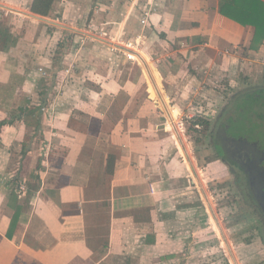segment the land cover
Returning <instances> with one entry per match:
<instances>
[{"label": "crops", "instance_id": "1", "mask_svg": "<svg viewBox=\"0 0 264 264\" xmlns=\"http://www.w3.org/2000/svg\"><path fill=\"white\" fill-rule=\"evenodd\" d=\"M31 2L0 0V264H217L210 237L229 241L196 201L181 117L219 69L257 80L238 97L264 89V41L219 0Z\"/></svg>", "mask_w": 264, "mask_h": 264}, {"label": "rangeland", "instance_id": "2", "mask_svg": "<svg viewBox=\"0 0 264 264\" xmlns=\"http://www.w3.org/2000/svg\"><path fill=\"white\" fill-rule=\"evenodd\" d=\"M70 41L71 38L67 41L69 47L71 45ZM74 42L77 41L74 40ZM124 57L128 59L126 54ZM99 58H102L104 62H111L115 66L120 63L122 68L131 70L134 75L139 73L137 64L131 62V60L116 59L114 57L112 59L107 54H101ZM227 77L229 76L220 73L219 69L210 84L205 83L211 87L207 91L206 96H201L200 93L193 96V99L198 96L197 100L199 103L198 101L195 102L197 107L194 109L189 107L186 110V114L181 117L184 122L182 124H184L186 130L191 155L193 159L195 158L193 175L195 189L193 193L196 201L200 197L205 202V218L209 220L215 230L212 233L215 234L217 231L218 234L216 233L215 235H219L220 238L225 235L229 241V246L225 243L226 247H222L220 244L219 246L221 247H219L215 245L212 234V237H210L211 241L207 240L208 244L212 242V247H209L208 253L212 256L220 257L217 264H236L232 253H234L239 264H264V232L262 223L259 217L242 203L240 193L233 183L230 171L218 157L214 147V134H211L213 127L216 126L215 128L218 129L222 125L225 128L230 124V120L234 119L235 121L238 119L237 123L235 122L236 124L231 126L229 132L237 135V131L241 130L240 132H244L248 140H258L256 142L264 150V117L262 123L255 121L256 112L258 116L264 115V106L262 104L264 102V89L256 91V94L252 90H248L250 91L249 93L238 98L234 108L231 98L238 95L239 91L245 90L248 86L249 89L253 88L256 84L254 81L257 80H253L254 77H251L249 81H245L242 77L240 81H236ZM65 80H68V85L74 82L70 80L68 75ZM59 88L62 89V85H59ZM201 99L206 100V102L202 103ZM226 102L229 107L222 114V108ZM261 109L263 110L261 111ZM249 112L252 113V117ZM204 117L210 119L209 125L196 124V129L190 125L192 119L198 120ZM245 120L250 121V123ZM172 127L174 128V126ZM223 128L221 127V129Z\"/></svg>", "mask_w": 264, "mask_h": 264}, {"label": "flooded vegetation", "instance_id": "3", "mask_svg": "<svg viewBox=\"0 0 264 264\" xmlns=\"http://www.w3.org/2000/svg\"><path fill=\"white\" fill-rule=\"evenodd\" d=\"M238 96L231 98L234 108L240 98ZM228 107L226 102L223 105L222 114ZM249 113L252 117V113ZM258 120L256 112L255 121ZM237 121L238 119L230 120V124L225 128L221 125L223 129L213 127L214 147L218 157L230 171L242 203L259 217L264 232V150L256 142L258 140H248L246 134L240 132L241 130H236L237 135L229 132L231 126H234ZM245 121L250 123L248 120Z\"/></svg>", "mask_w": 264, "mask_h": 264}, {"label": "trees", "instance_id": "4", "mask_svg": "<svg viewBox=\"0 0 264 264\" xmlns=\"http://www.w3.org/2000/svg\"><path fill=\"white\" fill-rule=\"evenodd\" d=\"M54 3L55 0H32L30 9L41 15H49L53 9ZM218 6L221 14L230 17L243 25H249L254 28V35L250 48L257 50L260 44L264 41V0H219ZM4 35L6 36L7 41L12 42L10 34L8 35L5 33ZM42 108L43 105L39 104L34 107L33 111L41 113ZM204 118L198 120L193 119L191 121L193 128L196 129L197 125L202 124H204V126L209 125L208 123L210 119ZM4 122H6V120H3V122L0 121V127ZM211 134H213L212 131ZM17 220V214H14L8 231L9 236L12 234Z\"/></svg>", "mask_w": 264, "mask_h": 264}, {"label": "built area", "instance_id": "5", "mask_svg": "<svg viewBox=\"0 0 264 264\" xmlns=\"http://www.w3.org/2000/svg\"><path fill=\"white\" fill-rule=\"evenodd\" d=\"M150 10H151V8H149L148 10H145L144 15H143V17H142V19H141V21H142L143 23L147 22V18L149 17ZM129 49H131V47H130ZM131 50H132V49H131ZM133 52H134V51L127 50V51H126V55H127L129 58L134 57V53H133Z\"/></svg>", "mask_w": 264, "mask_h": 264}]
</instances>
